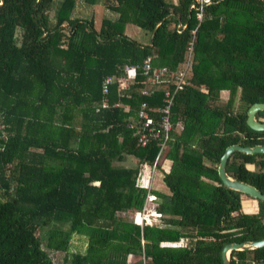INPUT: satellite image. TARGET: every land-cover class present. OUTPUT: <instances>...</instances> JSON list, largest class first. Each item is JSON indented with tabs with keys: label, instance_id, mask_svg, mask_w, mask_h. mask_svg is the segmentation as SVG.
I'll return each instance as SVG.
<instances>
[{
	"label": "trees",
	"instance_id": "1",
	"mask_svg": "<svg viewBox=\"0 0 264 264\" xmlns=\"http://www.w3.org/2000/svg\"><path fill=\"white\" fill-rule=\"evenodd\" d=\"M193 3L0 0V264H55L51 253L69 254L76 237L86 250L64 264H224L226 245L264 239V201L219 175L228 147L264 145V131L247 124L252 105L264 103V0L206 8L160 158L159 141L142 147L129 128L142 103L159 118L166 84L142 96L140 70L124 93L125 66L151 59L182 68L198 26ZM97 6L110 14L100 28ZM128 25L151 42L126 35ZM107 76L116 82L102 108ZM256 118L264 122V110ZM164 158L172 166L163 179L169 193L155 190L162 223L142 228L128 216L146 204L138 179ZM226 170L264 194V154L236 152ZM230 261L264 264V247L232 251Z\"/></svg>",
	"mask_w": 264,
	"mask_h": 264
},
{
	"label": "built area",
	"instance_id": "2",
	"mask_svg": "<svg viewBox=\"0 0 264 264\" xmlns=\"http://www.w3.org/2000/svg\"><path fill=\"white\" fill-rule=\"evenodd\" d=\"M211 4L212 0H194V3L190 7L195 13L198 26L192 31L193 38L188 44L186 61L182 68L173 70L169 67H154L151 59H147L142 66H125L126 76L123 79L122 85V91H124V93L129 90L140 70L144 77H146L147 83V85L140 89V94L142 96L150 97L155 94L158 85L166 84L164 104L158 109L159 118L155 120L149 114L147 104L142 103L137 121L129 124V128L137 130L138 141L142 147L148 146L153 141L160 142L159 158L168 149V142L174 128L173 109L176 105L178 94L184 89L192 72L196 33L204 19L206 8ZM115 82L116 78L113 76H107L103 81L102 88L104 99L101 104L102 108H108L110 106L108 96L110 94V88ZM119 105L120 104L117 103L115 107ZM178 126L182 127V124L178 123ZM156 169V165L152 168L146 166L138 179V186L148 191L144 209L134 216V222L142 228L145 226H159L163 219L162 213L157 210V201L159 197L156 195L155 188L153 187L155 178L154 172Z\"/></svg>",
	"mask_w": 264,
	"mask_h": 264
},
{
	"label": "water",
	"instance_id": "3",
	"mask_svg": "<svg viewBox=\"0 0 264 264\" xmlns=\"http://www.w3.org/2000/svg\"><path fill=\"white\" fill-rule=\"evenodd\" d=\"M153 39H154V35L152 37V42ZM263 110H264V103H256L252 105V107L249 109L247 124L251 129L255 131H264V122H259L256 118L257 114ZM236 152H242L245 154H264V145H257L255 147L232 145L226 149L224 155L221 158V162L219 165L220 178L223 184L227 188L245 193L253 198H257L260 199L261 201H264V194L260 192L257 188L239 182L237 180H234L227 174V170H226L227 163L230 157ZM263 247H264V239L261 241L228 244L224 247L222 251V259L224 264H231L230 258L232 251H245V250H252Z\"/></svg>",
	"mask_w": 264,
	"mask_h": 264
},
{
	"label": "rangeland",
	"instance_id": "4",
	"mask_svg": "<svg viewBox=\"0 0 264 264\" xmlns=\"http://www.w3.org/2000/svg\"><path fill=\"white\" fill-rule=\"evenodd\" d=\"M95 9L97 10V28H100V25H101V22H102L104 16L105 15L110 16V14L107 13L106 10H104V8H102V6H97ZM104 13H106V14L104 15ZM127 27H129L128 28L129 29L128 30V34L131 36V38L139 41V40H141V39H139L141 37V38L145 39L148 42L150 41L149 35H147L144 30H142V29H140V28H138V27H136L134 25H128ZM88 64L95 66L96 65V62H95L94 59H89L88 60ZM164 160H165V158L161 160V162L159 163L158 168L156 169V172L158 174H160V172L163 169L162 166H163ZM159 177L160 176L158 175L156 178H159ZM156 183L157 182L155 181L154 182V186H153L154 188L158 186ZM158 183L164 185L162 179ZM160 194H163V193L160 192ZM157 196L159 197V195H157ZM245 204H246L245 205L246 211H248V212H255L256 211V207L253 204V202H251L249 200H245ZM128 216H129V218H133L134 217V215H128ZM182 244H185V242L180 243L179 245H182ZM163 246H174V245L173 244H170V243H164ZM85 250H86V241L80 240L78 237H76L73 240V246H72V249H71V251H70L69 254L66 255V254H63V253L54 252V253H51V257H52V259H53V261H54L55 264H64L65 257L71 258V255L73 253H76V252H85ZM131 261H132V259H131Z\"/></svg>",
	"mask_w": 264,
	"mask_h": 264
},
{
	"label": "crops",
	"instance_id": "5",
	"mask_svg": "<svg viewBox=\"0 0 264 264\" xmlns=\"http://www.w3.org/2000/svg\"><path fill=\"white\" fill-rule=\"evenodd\" d=\"M129 27H126V29H125V33H126V35H128L129 37H131L129 34H128V29ZM139 39H141V40H136V41H138L139 43H141V44H144V45H146V44H148V43H150L151 41H146L145 39H143V38H139ZM221 97H222V99H224V100H227V99H229V97H230V93H229V91H223L222 93H221ZM171 166H172V163L169 161V160H167V159H165L164 160V163H163V166H162V171L160 172V174H158L156 171H155V173H154V176H155V178H154V182L156 181L157 183V187H155V190L157 191V192H161V193H163V194H167V193H169V190H168V188H167V186L165 185V183H164V174L165 173H168L169 171H170V169H171ZM160 176L159 178H156L157 176ZM162 179V181H163V183H164V185H162V184H160V183H158V182H160V180ZM167 190V191H166ZM248 202V201H247ZM252 202V201H251ZM253 204L255 205V203L253 202ZM256 207V206H255Z\"/></svg>",
	"mask_w": 264,
	"mask_h": 264
}]
</instances>
